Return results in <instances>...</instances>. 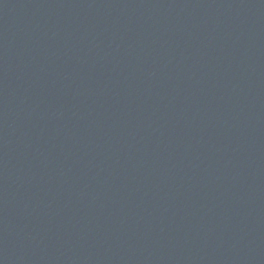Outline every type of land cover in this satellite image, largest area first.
<instances>
[{
	"label": "water",
	"instance_id": "water-1",
	"mask_svg": "<svg viewBox=\"0 0 264 264\" xmlns=\"http://www.w3.org/2000/svg\"><path fill=\"white\" fill-rule=\"evenodd\" d=\"M0 264H264V0H0Z\"/></svg>",
	"mask_w": 264,
	"mask_h": 264
}]
</instances>
